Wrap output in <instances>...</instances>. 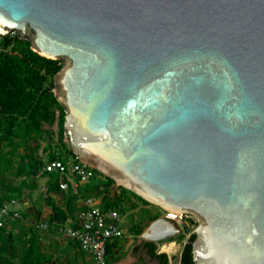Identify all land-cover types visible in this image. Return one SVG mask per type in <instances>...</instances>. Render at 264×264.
I'll return each instance as SVG.
<instances>
[{"label": "water", "instance_id": "1", "mask_svg": "<svg viewBox=\"0 0 264 264\" xmlns=\"http://www.w3.org/2000/svg\"><path fill=\"white\" fill-rule=\"evenodd\" d=\"M0 28L61 61L79 159L196 218L193 264H264V0H0Z\"/></svg>", "mask_w": 264, "mask_h": 264}, {"label": "trees", "instance_id": "2", "mask_svg": "<svg viewBox=\"0 0 264 264\" xmlns=\"http://www.w3.org/2000/svg\"><path fill=\"white\" fill-rule=\"evenodd\" d=\"M61 67L59 59H51L40 55L30 47L27 39L19 38L15 32L5 33L1 35L0 40V131L6 136L16 138L36 137L40 134L47 135L50 141L47 142L43 150L47 152V160L58 159L66 162L74 156L72 152L65 130H64V110L57 97L53 92V77ZM57 112V115H56ZM56 122V131L43 128L44 124H52ZM55 134L56 138H53ZM11 140V139H10ZM9 141V157L4 158V162H0V187L5 186V179L2 174L7 167L12 165L13 144ZM52 144L57 146L58 152L55 156L48 152ZM48 149V150H47ZM41 174L46 178L47 189L51 192L60 191L56 184L53 173L42 171L43 159H40ZM95 173H99L94 170ZM32 182H21L23 186H32ZM105 185L106 190L102 196L103 206L118 208L121 212L123 201L128 199V190L123 186H117L111 191L110 184L114 180L107 177V180L99 181L93 178L91 187H98V184ZM17 190V188H13ZM2 192V190H0ZM50 221L51 224L64 222L71 214L69 209L62 208L59 205L50 202ZM139 215L142 221L149 224L150 221L158 217L159 213H151L148 208H139ZM132 217V215L130 216ZM17 221L13 222V226ZM5 229L0 228V231ZM129 231L141 233V224L133 222L128 226ZM6 230V229H5ZM182 238V235H178ZM195 234L192 232L187 236V241H192ZM151 248L154 243L146 242ZM113 245H116L115 242ZM109 249V248H108ZM18 264H43L44 255L39 250L36 236L30 233L23 242L19 252ZM181 260H187L192 264L191 260V244L186 242L183 245ZM162 258L163 264H167L168 256L165 252L157 254ZM48 264H55L50 262Z\"/></svg>", "mask_w": 264, "mask_h": 264}, {"label": "rangeland", "instance_id": "3", "mask_svg": "<svg viewBox=\"0 0 264 264\" xmlns=\"http://www.w3.org/2000/svg\"><path fill=\"white\" fill-rule=\"evenodd\" d=\"M6 32L2 33L5 34ZM54 82V79H53ZM54 92V88H53ZM43 128L56 131V122L52 124H44ZM55 139V134L53 135ZM11 139V140H10ZM13 144V154H12V165L7 167L6 170L2 172L5 179V186L0 187L2 191H10L13 193L21 205L22 216L21 218L12 226L10 229H3L0 231V264H18L19 262V252L21 245L26 241V237L32 233L36 236L37 244L39 250L44 255L43 264H48L54 262L55 264H69L68 259L64 262L61 260L60 249L54 252V249H50L48 253L42 251L40 248V230L44 231L39 227L40 219H42L40 210L41 206H47L53 200L50 196V190L45 188L43 182L46 178L41 174L40 159H46L47 151L43 150L45 145L50 139L47 135L40 134L36 137L29 138H16L11 136H6L0 131V162H4L3 156L9 157V141ZM67 141V139H64ZM48 150V149H47ZM49 153L57 155V146L52 144L51 148L48 150ZM32 182L35 184L32 186H23L21 182ZM17 188V190H13ZM128 190L127 202L124 203L121 214L124 216L125 225L128 227L133 222H139L141 224L142 230L148 225L147 222L142 221L139 215V208H148L151 213H161L162 208L159 205L141 197L139 194L132 191L130 188L124 186ZM132 215V217H130ZM197 225V220H196ZM195 225V227H196ZM46 228V227H45ZM47 229V228H46ZM129 230V229H128ZM141 230V232H142ZM51 231H49L50 233ZM57 237H61V233L58 231ZM130 233L136 234V232ZM188 232L183 231L181 233L182 238L178 235L171 237L163 242L158 241L156 244L159 248L166 252L169 262L172 264H177V256L183 242L187 239ZM138 235V234H136ZM180 235V234H179ZM135 240V238H133ZM175 256V257H174Z\"/></svg>", "mask_w": 264, "mask_h": 264}, {"label": "built area", "instance_id": "4", "mask_svg": "<svg viewBox=\"0 0 264 264\" xmlns=\"http://www.w3.org/2000/svg\"><path fill=\"white\" fill-rule=\"evenodd\" d=\"M1 35L2 32L0 40ZM94 170L75 153L66 162L58 159H43L42 165V171L53 173L60 190L71 189L80 202L75 216L54 224L58 231L73 242L81 253L90 256L93 264H113L110 261L112 251L115 250L113 243L126 233L122 227L124 216L118 208L103 206L102 196L106 190L105 185L100 183L98 187L88 186L93 178H96L98 182H105L109 177L100 172L95 173ZM114 183L122 186L116 180ZM44 185L47 188V185ZM80 187L89 189L90 194L84 195ZM99 197L101 199L98 200ZM126 202L125 198L123 205ZM160 215H172L175 223L183 231H187L188 235L193 232L196 225V218L183 210L162 208ZM21 216L19 201L0 192V228L9 227L10 223L18 221ZM49 224H51L50 217H45L39 222V227L48 228Z\"/></svg>", "mask_w": 264, "mask_h": 264}, {"label": "crops", "instance_id": "5", "mask_svg": "<svg viewBox=\"0 0 264 264\" xmlns=\"http://www.w3.org/2000/svg\"><path fill=\"white\" fill-rule=\"evenodd\" d=\"M43 184H46L45 180ZM112 186L111 191L114 190V188L117 187V185L111 184ZM80 190L84 195H89L90 191L89 189L82 188L80 187ZM1 193L5 194V196H12L18 200V198L11 193L10 191H2ZM50 196L53 200H51V203H54L56 205L61 206L62 208H67L70 211V215L68 219L72 218L75 216L79 209V200L74 194L72 193L71 189L69 190H60V191H50ZM101 199L100 197L98 200ZM19 201V200H18ZM19 209L22 213L23 206L21 205L19 201ZM40 210L42 211L41 216L42 219L45 217H49L50 215V205L47 206H41ZM40 219V221L42 220ZM11 225L5 229H10L13 224L10 223ZM124 229L126 230V233L124 236L115 241L114 247L115 250L112 251V255L110 258V261L113 264H143V259L139 258L133 253V247L138 239V237L141 235L138 234H133L130 233L128 230V227L125 225V220L123 223ZM44 231L40 230V244L42 247L40 248L42 251H45L48 253L50 249H54V252H56L57 249H60L61 252V260L64 262L65 260L68 259L69 264H93L92 259L90 256H86V254L81 253L77 246L71 242L66 236L63 234L61 237H57V226L52 224L49 226L47 229L42 228ZM49 231H51L49 233ZM143 231V230H142ZM135 238V240H133Z\"/></svg>", "mask_w": 264, "mask_h": 264}, {"label": "flooded vegetation", "instance_id": "6", "mask_svg": "<svg viewBox=\"0 0 264 264\" xmlns=\"http://www.w3.org/2000/svg\"><path fill=\"white\" fill-rule=\"evenodd\" d=\"M146 242L142 245V248H141V254L143 255V258H144L143 264H163L162 258L158 257L157 254H159L161 252H165V251L161 250L159 248V246H157V244H156L157 242H155V241H151L154 243V248H151ZM161 242H163V241H161ZM184 244L185 243L183 242L181 249L179 251V255L177 256V259H178L177 264H190L187 260H181V259H183L181 252H182V248H183ZM167 264H172V262H169V258H168ZM192 264H193V262H192Z\"/></svg>", "mask_w": 264, "mask_h": 264}, {"label": "bare ground", "instance_id": "7", "mask_svg": "<svg viewBox=\"0 0 264 264\" xmlns=\"http://www.w3.org/2000/svg\"><path fill=\"white\" fill-rule=\"evenodd\" d=\"M1 32L4 33V32H6V30L0 28V33H1ZM115 179H116V181H117L118 183H120V184L125 185L126 187H128V184L124 183L123 181H121V180H119V179H117V178H115ZM147 200H149V201L155 203V202H154L152 199H150V198H147Z\"/></svg>", "mask_w": 264, "mask_h": 264}]
</instances>
